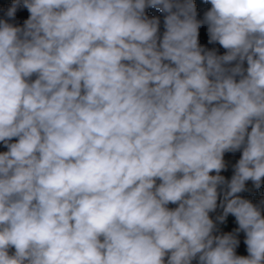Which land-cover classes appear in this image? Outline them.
Returning <instances> with one entry per match:
<instances>
[{
  "label": "clouds",
  "instance_id": "clouds-1",
  "mask_svg": "<svg viewBox=\"0 0 264 264\" xmlns=\"http://www.w3.org/2000/svg\"><path fill=\"white\" fill-rule=\"evenodd\" d=\"M207 2L4 10L0 264H264V0Z\"/></svg>",
  "mask_w": 264,
  "mask_h": 264
},
{
  "label": "trees",
  "instance_id": "trees-1",
  "mask_svg": "<svg viewBox=\"0 0 264 264\" xmlns=\"http://www.w3.org/2000/svg\"><path fill=\"white\" fill-rule=\"evenodd\" d=\"M12 0H0V17H3L4 15V10L11 4ZM196 7H197V18L202 19L205 11H207L211 5L210 3L207 2V0H194ZM146 13L149 17H159L160 19V34L162 35L164 31V13H161L159 10L154 9V8H149L146 9ZM28 12L26 9H21L17 12L16 16V21L15 23L22 25L23 21L27 19L28 17ZM199 42L202 46L208 48V49H213L215 48L218 51V54H223L225 50L218 44H210L208 42V33H207V26L204 25L199 29ZM15 139V138H14ZM7 151V149L4 147L2 143H0V152ZM228 155L231 157V162H230V167H232L236 161L240 158V153H228ZM261 199H264V195H260L258 193L257 196L254 198L253 203H258ZM169 207H175V205H169ZM211 215V214H210ZM221 232H225V230L221 229Z\"/></svg>",
  "mask_w": 264,
  "mask_h": 264
},
{
  "label": "crops",
  "instance_id": "crops-1",
  "mask_svg": "<svg viewBox=\"0 0 264 264\" xmlns=\"http://www.w3.org/2000/svg\"><path fill=\"white\" fill-rule=\"evenodd\" d=\"M225 160L228 162V168L226 171H223L221 174L224 175L227 179H230L233 170H232V167H230L231 157L228 155V153L225 154ZM258 193L261 194L260 189H258V191H254L253 196H252L251 192H243V193H240V195L242 197L249 199L252 202H254V198H255L254 195H258ZM262 194L264 195V187L262 189ZM216 214H218V213H212L211 216L214 218ZM219 227L221 229L225 230V232L232 231L233 229H235L237 227V224L235 222V218L233 216L229 215L226 223L219 225ZM239 240H240V244H239L238 248L236 249V253H237V255L246 256L248 254L247 253V247L244 244V241L241 240L240 234H239Z\"/></svg>",
  "mask_w": 264,
  "mask_h": 264
},
{
  "label": "built area",
  "instance_id": "built-area-1",
  "mask_svg": "<svg viewBox=\"0 0 264 264\" xmlns=\"http://www.w3.org/2000/svg\"><path fill=\"white\" fill-rule=\"evenodd\" d=\"M247 187L252 188V189H251V194H252V195H253V192H254V191H258V190H256V189H253V186H252V182H251V181L247 182ZM240 238H241L242 241H244V238H245V237H244V234H243L242 232L240 233Z\"/></svg>",
  "mask_w": 264,
  "mask_h": 264
},
{
  "label": "rangeland",
  "instance_id": "rangeland-1",
  "mask_svg": "<svg viewBox=\"0 0 264 264\" xmlns=\"http://www.w3.org/2000/svg\"><path fill=\"white\" fill-rule=\"evenodd\" d=\"M263 187H264V184H262V186H261V188H260V192H261L260 195H263V194H262V189H263ZM248 188L250 189V191H247V192H251V189H252V188H250V187H248ZM252 196H253V195H252ZM255 196H257V195H254V197H255Z\"/></svg>",
  "mask_w": 264,
  "mask_h": 264
}]
</instances>
